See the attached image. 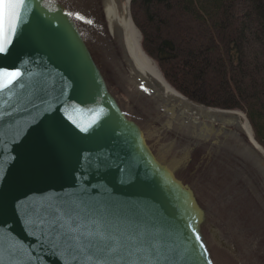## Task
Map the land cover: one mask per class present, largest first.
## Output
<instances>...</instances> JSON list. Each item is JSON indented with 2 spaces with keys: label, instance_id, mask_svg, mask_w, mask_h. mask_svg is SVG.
Returning <instances> with one entry per match:
<instances>
[{
  "label": "water",
  "instance_id": "95a60500",
  "mask_svg": "<svg viewBox=\"0 0 264 264\" xmlns=\"http://www.w3.org/2000/svg\"><path fill=\"white\" fill-rule=\"evenodd\" d=\"M25 3L0 54L21 73L0 90L6 264L27 259L20 244L30 264H64L32 221L69 195L153 224L166 264H264V148L246 115L149 67L132 0Z\"/></svg>",
  "mask_w": 264,
  "mask_h": 264
},
{
  "label": "trees",
  "instance_id": "16d2710c",
  "mask_svg": "<svg viewBox=\"0 0 264 264\" xmlns=\"http://www.w3.org/2000/svg\"><path fill=\"white\" fill-rule=\"evenodd\" d=\"M131 10L168 82L195 102L243 110L264 146V0H132ZM193 29L204 40H190Z\"/></svg>",
  "mask_w": 264,
  "mask_h": 264
},
{
  "label": "snow or ice",
  "instance_id": "6c2138e0",
  "mask_svg": "<svg viewBox=\"0 0 264 264\" xmlns=\"http://www.w3.org/2000/svg\"><path fill=\"white\" fill-rule=\"evenodd\" d=\"M25 7V0H0V54L8 51L6 45L11 43ZM20 75L18 70L0 69V90L11 86ZM5 77H10L6 83ZM34 215L32 226L39 228L53 247L62 250L64 264H166L168 261L159 229L104 204L69 195L36 206ZM18 250L27 259L11 264H30L31 254L24 250L23 244ZM0 264H6L2 246Z\"/></svg>",
  "mask_w": 264,
  "mask_h": 264
},
{
  "label": "rangeland",
  "instance_id": "374dc122",
  "mask_svg": "<svg viewBox=\"0 0 264 264\" xmlns=\"http://www.w3.org/2000/svg\"><path fill=\"white\" fill-rule=\"evenodd\" d=\"M192 32H194V34H193V36L194 37H192V38H189L190 40H194V41H201V40H204V36H202L201 38H200V32L198 31V30H195V29H193L192 30ZM191 48H192V46H190ZM154 59V58H153ZM157 65H158V63H157ZM158 68H159V70L162 72V70H161V68L159 67V65H158ZM163 73V72H162ZM170 74V73H169ZM164 75V74H163ZM165 76H166V74H165ZM171 76V75H170ZM232 110H238V111H240V112H242V113H244L243 111H241V110H239V109H232ZM245 114V113H244ZM246 115V114H245ZM254 131V130H253ZM255 139H256V137H255ZM257 142H258V140H257ZM259 143V142H258ZM260 144V143H259ZM261 145V144H260ZM263 148H264V146H262Z\"/></svg>",
  "mask_w": 264,
  "mask_h": 264
},
{
  "label": "bare ground",
  "instance_id": "6f19581e",
  "mask_svg": "<svg viewBox=\"0 0 264 264\" xmlns=\"http://www.w3.org/2000/svg\"><path fill=\"white\" fill-rule=\"evenodd\" d=\"M138 34V33H137ZM141 37V36H140ZM138 38H139V36H138ZM149 60H148V65H149V67L151 68V69H153L157 74H160V72H159V68H158V66L156 65V63L154 62V61H152L150 58H148ZM241 111H243V110H241ZM244 112V111H243ZM245 113V112H244ZM246 114V113H245ZM246 117H247V115H246ZM247 119H248V117H247ZM249 121V120H248Z\"/></svg>",
  "mask_w": 264,
  "mask_h": 264
}]
</instances>
